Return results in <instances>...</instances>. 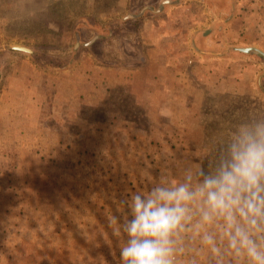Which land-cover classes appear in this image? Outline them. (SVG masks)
<instances>
[{"label":"rangeland","instance_id":"obj_1","mask_svg":"<svg viewBox=\"0 0 264 264\" xmlns=\"http://www.w3.org/2000/svg\"><path fill=\"white\" fill-rule=\"evenodd\" d=\"M163 1L0 0V95L8 76H37L51 128L31 102L0 101V264H120L121 201L210 169L240 124L264 119V57L232 50L264 51V0H169L140 14ZM150 56L163 77H127ZM179 247L177 264H211L198 240Z\"/></svg>","mask_w":264,"mask_h":264},{"label":"clouds","instance_id":"obj_2","mask_svg":"<svg viewBox=\"0 0 264 264\" xmlns=\"http://www.w3.org/2000/svg\"><path fill=\"white\" fill-rule=\"evenodd\" d=\"M121 203L128 218L116 229L126 238L120 264H177L185 236L208 250L211 264L229 256L264 264V119L240 124L210 169H186Z\"/></svg>","mask_w":264,"mask_h":264},{"label":"crops","instance_id":"obj_3","mask_svg":"<svg viewBox=\"0 0 264 264\" xmlns=\"http://www.w3.org/2000/svg\"><path fill=\"white\" fill-rule=\"evenodd\" d=\"M191 46L193 47V49L195 48L196 44L194 41L191 42ZM196 50V49H195ZM236 52V51H234ZM239 53V52H238ZM242 55H246V54H243V53H240ZM251 54V53H250ZM249 55V54H247ZM151 57V56H150ZM152 58V57H151ZM153 61H151L150 59H148V63L145 65V67H142L140 70H133L131 71V75H127V77H129L130 79H135L137 77H143L141 80H145L146 77L147 79L149 77H152V79L154 80V77H163L165 73H163V68L161 67V65H158L156 63V65H154V61L157 60V59H154L152 58ZM29 59H26V60H23L22 62L23 63H28ZM171 65L167 66V68L171 69V71L173 70V68H170ZM24 67V64H22V66L20 68H23ZM149 68H151V71L154 73L152 74L151 71H149ZM155 68V71H153L152 69ZM168 69V71H170ZM24 71V70H22ZM113 77H108L107 80L110 81L109 83L110 84H113V85H117V83L120 81L119 78L116 76L117 75V68L113 69ZM158 71V73H157ZM58 76H55V77H64L65 73L64 72H59L57 73ZM168 74H166L165 77H167ZM8 77H12L9 81V83L5 84V87L3 90H1V95H0V101L2 103H7V104H11V107H13V111L14 110H18L20 107H24L26 104H28V102H31L32 106L35 107L34 109V115L37 116V119L36 117L34 118V122H39L42 120L41 123L43 124H40L41 125V128L42 129H51V128H47V126L45 125V121L44 119L40 118L41 115H43V111L41 113V110L38 108L42 107L43 106V103L45 101V97H41L37 92V89L39 86H41L40 82H38L36 80V77L37 76H33L32 74H28L27 76H24V74L22 73H19L18 75L14 74V75H11V76H8ZM26 77H29V78H32L31 80L25 82V78ZM173 77H177L176 75H174ZM94 78V77H93ZM92 78V79H93ZM97 80H99V77L96 78ZM259 80V79H258ZM64 84V83H63ZM259 85V83H258ZM108 86H111V85H108ZM95 86H93V90H94ZM60 90V89H59ZM91 90V91H93ZM66 91H67V88L65 86V88H63V90H61V92H59L60 94V98H59V103H58V110L59 111H63L64 113V116H67V102H68V98L66 97ZM137 99L139 96H135ZM61 99V100H60ZM24 105V106H23ZM11 112L12 116H10V118L13 120L14 119L15 121L18 120H22L20 118V115L21 114H24L23 118H27L26 120H29L30 122H33V118L31 119V117H27V114L25 112ZM28 112V111H27ZM41 113V115H40ZM31 114V113H30ZM29 114V115H30ZM23 119V120H25ZM32 120V121H31ZM29 123V122H28ZM33 128V127H31ZM36 128V125L34 126L33 129ZM60 129L61 126H60ZM19 132V135H23V134H20L21 131H18ZM24 136H18V140H21Z\"/></svg>","mask_w":264,"mask_h":264},{"label":"water","instance_id":"obj_4","mask_svg":"<svg viewBox=\"0 0 264 264\" xmlns=\"http://www.w3.org/2000/svg\"><path fill=\"white\" fill-rule=\"evenodd\" d=\"M171 4V1L169 0H166V1H163L161 3V5L159 6V8L157 10H154L152 8H149V7H146L144 8L140 14H143V12H145L146 10H149L150 12L156 14V13H159V11L161 9H163V7L165 5H170ZM136 17V15H128L125 17V19H134ZM208 32L206 31L204 33V35H206ZM96 39H98V37H95L90 43H88L87 45H91ZM9 49L13 50V51H17V52H24V53H28V54H32V51L25 48V47H22V46H17V45H11L9 46ZM233 51H236V52H239V53H243V54H250V53H257L259 55H261L262 57H264V51H262L261 49L257 48V47H235L232 49ZM261 79H264V74H262V77L259 78L258 80V83L260 85V82H261Z\"/></svg>","mask_w":264,"mask_h":264},{"label":"trees","instance_id":"obj_5","mask_svg":"<svg viewBox=\"0 0 264 264\" xmlns=\"http://www.w3.org/2000/svg\"><path fill=\"white\" fill-rule=\"evenodd\" d=\"M82 19H80V21H81ZM80 21H78V22H80Z\"/></svg>","mask_w":264,"mask_h":264}]
</instances>
